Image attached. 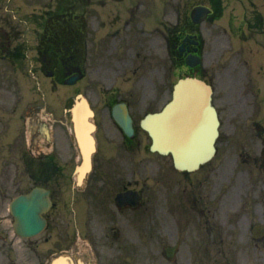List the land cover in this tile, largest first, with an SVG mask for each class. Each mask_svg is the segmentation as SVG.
Masks as SVG:
<instances>
[{
	"label": "flooded vegetation",
	"instance_id": "1",
	"mask_svg": "<svg viewBox=\"0 0 264 264\" xmlns=\"http://www.w3.org/2000/svg\"><path fill=\"white\" fill-rule=\"evenodd\" d=\"M11 4V15L0 12V211L8 195L44 188L53 202L44 214L47 227H55L65 211L63 196L73 189L74 213L87 215L97 249L115 245L136 262L251 261L256 245L251 213L258 204L264 208V196H257L252 185L244 187V196L237 189L238 183L252 181L255 170L264 182V124L256 121L264 120V61L253 67L246 56L247 51L264 56V0ZM196 5L210 9L198 24L191 17ZM220 17L210 28L208 22ZM186 74L201 76L213 87L219 120L215 156L194 171H179L170 154L156 153L151 183L140 181L149 160L119 159L122 151L140 144L133 109L150 104L159 110L176 79ZM81 81L98 88L92 97L97 152L102 143L110 148L108 158L96 152L83 187L74 181L78 152L65 114ZM119 102L129 107L134 138H127L112 118V106ZM236 102L252 103L254 109L244 117L235 114ZM102 128L112 140L101 138ZM254 137L261 143L259 157L253 155ZM129 167L137 175L134 181L128 179ZM224 179L238 181L232 198L225 196ZM128 189L139 196L117 202L116 195ZM241 202L242 208L235 207ZM103 230L108 232L102 235ZM167 245L176 246L171 259L164 256Z\"/></svg>",
	"mask_w": 264,
	"mask_h": 264
},
{
	"label": "water",
	"instance_id": "2",
	"mask_svg": "<svg viewBox=\"0 0 264 264\" xmlns=\"http://www.w3.org/2000/svg\"><path fill=\"white\" fill-rule=\"evenodd\" d=\"M177 95L179 100L177 105H181L179 112V121L181 128L178 133L177 149H173L178 163V167H194L199 161L207 159L213 151V141L216 136V116L213 108L210 106V90L202 82L186 78L178 84ZM169 106H166V109ZM125 111V110H124ZM73 120L75 125V133L78 144L80 146L83 160L89 161L90 155L94 149L93 139L90 132L93 129L92 123L89 122L90 111L87 104L81 100L76 104L73 110ZM117 120L123 125L126 132L131 135V120L127 114L123 117L116 116ZM148 120V121H147ZM155 115H148L143 120V126L154 135ZM146 122H148L146 124ZM188 129L185 132L183 128L185 123ZM151 127H150V126ZM187 138V140H186ZM152 149H155L152 144ZM45 203V202H44ZM32 204V208L31 205ZM39 199L36 194L32 196H20L12 207L16 209V215L19 226L17 232L21 235H33L37 233L43 226L44 222L38 215ZM51 264H69L65 258H58Z\"/></svg>",
	"mask_w": 264,
	"mask_h": 264
},
{
	"label": "rangeland",
	"instance_id": "3",
	"mask_svg": "<svg viewBox=\"0 0 264 264\" xmlns=\"http://www.w3.org/2000/svg\"><path fill=\"white\" fill-rule=\"evenodd\" d=\"M5 1L7 0H0V4H3ZM10 5V4H9ZM0 12H4V8H0ZM80 90L82 92H84L85 94H87L88 96L91 95H95L93 90H96L95 88L86 85V83H82ZM124 91V90H122ZM138 91V90H137ZM146 92H148L149 94L152 93V90H149L148 88L146 89ZM251 104L247 102V104L245 102H236V105L234 107H232V110L235 114H239L241 116L244 117V114H247L251 111ZM146 107L151 106L150 104L145 105ZM145 107L142 105H138L135 109H133L135 117L137 118V120L139 119V117L142 115V113L145 111ZM225 115V114H224ZM225 119H226V127L225 130H229V127L231 125H229V119L227 118V116L225 115ZM231 120V118H230ZM261 123H264V120L261 118L260 120ZM255 146V145H254ZM144 153L139 152L137 155H143ZM148 158L152 159V155L148 156ZM154 163L151 160L150 162L146 163V167H145V172L146 174H148V176L153 174V169H154ZM145 176V175H144ZM228 176V175H225ZM252 180V185L253 187L256 188L255 185H260L261 183L259 182L258 178H250ZM235 179H224L223 180V185L225 186V189H227L225 196H228L230 198L234 197L236 195V192L233 190L234 189V184H237L238 181H234ZM239 184V183H238ZM241 188L237 190V193L241 192L242 189L245 186H250V184L248 183V179L246 181H242ZM71 196L70 193L66 194V197L69 198ZM7 199V198H6ZM70 208L74 209V206L72 204L69 205ZM72 216H70V219L74 218V221L71 220L70 224L67 226L66 224H64L63 227L60 226L59 229L56 230H47L44 233H42L41 235H39L37 238H33L32 241L34 242V244L37 242V240L35 239H41L43 240L45 237H49V240L43 245V248L45 250H43V254L41 255V258L38 259V256L35 255L33 252L30 254V252H27L26 250H24L23 248V243L21 244V246H18L17 248H15L16 252L14 254V252L10 254V247L8 246V238L6 237V240H0V264H42L40 262H43V257L45 255H47L48 253H50L52 250L58 249L59 250V246H63L66 245V243H68L70 245V248L68 249V254H75L77 256H81L85 259H90L91 263L94 264L95 262V248L93 246H91V244L88 242V235H89V226L86 224L87 219H78L76 220V217H74V211L73 214H71ZM60 224V222H59ZM77 229H80V235L79 237H77L75 231ZM5 235L7 236V231L5 232ZM4 235V236H5ZM74 240V241H73ZM31 241V242H32ZM73 241V242H72ZM28 241V243H31ZM216 247H213V254L216 252L215 251ZM101 255L104 257V260H106V262L108 264H122V259H121V250L116 248L115 246L112 247L110 245H106L103 247L99 248ZM97 251V250H96ZM257 256H258V262L259 264H264V251H262L261 249L258 250V252H256ZM32 256L31 257L29 256ZM260 259H263V261H260ZM137 264H156L153 260H142L141 262H138Z\"/></svg>",
	"mask_w": 264,
	"mask_h": 264
}]
</instances>
